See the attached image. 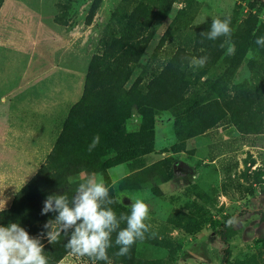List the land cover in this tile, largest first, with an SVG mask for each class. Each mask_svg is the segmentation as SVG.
<instances>
[{"label":"rangeland","instance_id":"obj_1","mask_svg":"<svg viewBox=\"0 0 264 264\" xmlns=\"http://www.w3.org/2000/svg\"><path fill=\"white\" fill-rule=\"evenodd\" d=\"M135 1L138 0H3L0 116L5 119L14 111L26 114L31 110L29 103L43 102L50 96L48 84L52 77L35 75L44 66L47 73L55 74L59 80L64 75L70 76L71 105L78 101L90 58L102 52L104 39L118 35L112 13L121 14ZM187 1L189 4L172 27L174 33L155 49L176 12ZM92 5L96 7L91 22L86 24L85 17ZM248 12L257 18V26L264 32V7L258 2L175 0L166 18L152 24L154 34L124 87L129 88L140 76L139 86L143 89L149 76L164 66L182 38L201 19L209 23L215 18L230 17L234 31ZM55 17L63 25L54 23ZM248 61H253L264 91V55L249 51L227 86L228 94L233 95L239 84L250 81ZM260 97L264 99V95ZM174 112L173 108L155 112L150 153L136 158V163H121L106 171L114 198L121 206L130 210L131 199L139 196L145 197L149 206V231L153 237L146 233L143 241L134 243V258L161 260L165 264H221L222 245L216 230L232 216L234 234L228 240V264H264V223L256 213L264 210V133H239L224 118L203 133L180 140L175 134ZM41 118L40 129L51 130L53 122ZM53 119L62 125L57 114H53ZM138 125L137 114L133 112L127 129L135 132ZM26 151L19 148L4 153L0 149L3 194L0 198L7 199L4 209L14 192L45 162L46 158L41 164L31 163ZM151 165H156L151 173L144 175L139 171ZM130 182H135L137 188L125 187ZM152 239L154 245L149 244ZM59 264H93V261L70 252Z\"/></svg>","mask_w":264,"mask_h":264},{"label":"trees","instance_id":"obj_2","mask_svg":"<svg viewBox=\"0 0 264 264\" xmlns=\"http://www.w3.org/2000/svg\"><path fill=\"white\" fill-rule=\"evenodd\" d=\"M174 1L138 0L131 8H124L119 15L112 13L118 35H109L104 39L102 52L90 58L80 98L70 107L45 162L30 181L14 194L9 208L0 211V226L19 223L30 236H37L46 231L43 225L57 215L40 214L46 197L53 193H67L71 197L78 183L93 175L103 178L110 188V196L115 200L106 171L121 163L135 162L136 158L151 152L156 111L174 109L175 134L180 140L199 135L224 118L239 133H264V99L260 97L264 91L253 61H248L252 75L250 81L239 84L233 95L227 93V86L246 54L250 51L255 55L257 52L264 55V46L255 43L257 38L264 36V32L250 12L232 31L230 43L225 42V37L216 40L201 37L202 32L210 30L211 22L197 25L182 38L181 44L164 66L149 76L143 89L139 86L140 76L129 88L124 87L154 34L152 24L166 18ZM251 1L264 7L261 0ZM2 2L0 0V6ZM188 4L187 1L176 12L155 49H159L166 38L172 36V27ZM95 7H90L85 17L86 24L91 22ZM53 21L63 25L56 17ZM176 28L175 32L178 31ZM221 44L224 46L221 47ZM231 45L235 46L232 53L228 51ZM203 56L208 57L203 67L189 66L192 57ZM133 112L137 114L139 125L137 131L130 132L127 124ZM97 135L99 143L89 151V145ZM155 167L151 165L139 171L145 175ZM125 187L137 188V184L130 182ZM111 207L117 216L122 212L130 213L116 200ZM256 213L259 221L264 223V210L259 209ZM234 219L227 217L216 230L217 239L222 245L221 264L229 263L228 240L234 234ZM120 227H126V224L121 223ZM151 232L147 234L153 237ZM115 237L116 233H113V246L108 249L111 264H165L161 260L135 259L134 244L127 256L115 255L119 250L114 243ZM68 238L61 233L59 240L53 243L42 239L44 255L48 257L49 264H59L71 252L66 247ZM149 242L150 245L155 244L153 239ZM95 263L107 264L105 261Z\"/></svg>","mask_w":264,"mask_h":264},{"label":"clouds","instance_id":"obj_3","mask_svg":"<svg viewBox=\"0 0 264 264\" xmlns=\"http://www.w3.org/2000/svg\"><path fill=\"white\" fill-rule=\"evenodd\" d=\"M205 22L201 19L197 25ZM231 18L212 19L210 30L202 32V38L216 40L225 37L230 43L232 28ZM258 46H264V36L256 39ZM224 45L221 44V47ZM234 45L228 48L234 52ZM188 59V58H185ZM208 61L207 56L192 57L190 67H203ZM99 136L94 137L89 145L91 151L98 143ZM0 192V197H2ZM130 213H117L111 207L115 200L110 196V188L101 177L93 175L84 182L78 183L74 194L69 197L67 193L48 195L43 201L41 215L57 213L54 219L47 221L43 228L46 231L37 236H30L19 223H9L0 226V264H49L48 257L44 255L42 239L49 243L58 241L61 233L69 237L66 247L80 257H89L93 264L95 261H105L111 264L108 249L113 246L112 234L116 233L115 245L119 250L117 256H127L131 247L138 240L143 241L145 234L151 227L149 206L145 197L139 196L131 199ZM7 203L6 198H0V211ZM121 223L126 227L121 228ZM71 230V232H69Z\"/></svg>","mask_w":264,"mask_h":264},{"label":"crops","instance_id":"obj_4","mask_svg":"<svg viewBox=\"0 0 264 264\" xmlns=\"http://www.w3.org/2000/svg\"><path fill=\"white\" fill-rule=\"evenodd\" d=\"M45 59L46 58H44V60ZM47 72L48 70L44 66L40 69L38 74H35L38 76L48 75V78L52 77V81L48 84V88L51 90H48V92L50 91V96H48L45 101L40 102L36 100L29 103L28 106L31 107V110L26 114H17L16 111H14L9 112L7 118L5 119L0 116V149H2L4 153H12L15 152L16 149L25 148L27 149L26 152H29V161L35 164H41L43 162V160L46 158L45 156L48 155L52 149L51 147H53L51 144L54 142V140H56L57 134L59 130H61L60 128L62 125L58 121H54L53 114H57L59 116V121H61L63 124L65 117L72 106L71 91L68 88L70 87L71 83L70 76H67L66 78V75H64L63 79L59 80L55 74ZM49 74H51L50 77ZM58 108L60 109L59 111L57 110ZM50 111L53 113L49 114ZM41 117L53 122L54 125L51 130L46 129L43 131L40 129V125L42 124ZM121 165L122 164H118L111 167L110 169ZM23 186L17 189L14 194L18 192ZM10 204L8 207H6V209L9 208Z\"/></svg>","mask_w":264,"mask_h":264},{"label":"water","instance_id":"obj_5","mask_svg":"<svg viewBox=\"0 0 264 264\" xmlns=\"http://www.w3.org/2000/svg\"><path fill=\"white\" fill-rule=\"evenodd\" d=\"M261 1H263V2H264V0H261Z\"/></svg>","mask_w":264,"mask_h":264}]
</instances>
